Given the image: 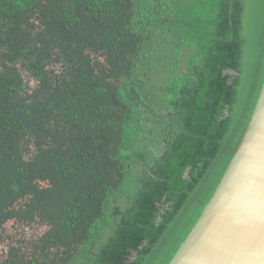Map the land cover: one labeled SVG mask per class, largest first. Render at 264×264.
Returning a JSON list of instances; mask_svg holds the SVG:
<instances>
[{
  "label": "trees",
  "instance_id": "1",
  "mask_svg": "<svg viewBox=\"0 0 264 264\" xmlns=\"http://www.w3.org/2000/svg\"><path fill=\"white\" fill-rule=\"evenodd\" d=\"M263 83L264 0H0V264H169Z\"/></svg>",
  "mask_w": 264,
  "mask_h": 264
},
{
  "label": "water",
  "instance_id": "2",
  "mask_svg": "<svg viewBox=\"0 0 264 264\" xmlns=\"http://www.w3.org/2000/svg\"><path fill=\"white\" fill-rule=\"evenodd\" d=\"M169 264H264V83L226 172Z\"/></svg>",
  "mask_w": 264,
  "mask_h": 264
},
{
  "label": "rangeland",
  "instance_id": "3",
  "mask_svg": "<svg viewBox=\"0 0 264 264\" xmlns=\"http://www.w3.org/2000/svg\"><path fill=\"white\" fill-rule=\"evenodd\" d=\"M28 78V77H27ZM31 83L34 85L35 82L31 80ZM43 195L45 200L40 204L35 206L33 210V215L36 219H39V213H47L53 204L54 194L48 189L47 186L43 188ZM46 226L41 224L38 221L32 222L29 224L9 222L7 225L6 234L10 235L11 239L18 240L19 238L32 239L41 235L45 230ZM7 253V242H0V256Z\"/></svg>",
  "mask_w": 264,
  "mask_h": 264
}]
</instances>
